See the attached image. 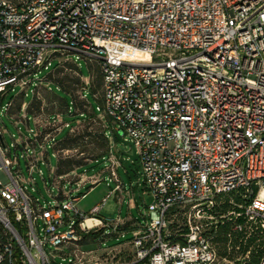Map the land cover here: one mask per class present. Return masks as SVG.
<instances>
[{
	"label": "built area",
	"instance_id": "2783aa9c",
	"mask_svg": "<svg viewBox=\"0 0 264 264\" xmlns=\"http://www.w3.org/2000/svg\"><path fill=\"white\" fill-rule=\"evenodd\" d=\"M61 52L98 61L104 135L133 145L134 185L152 198L121 264H246L253 245L239 252L250 237L262 242L256 264H264V0H0L3 114L6 95ZM59 131L22 140L30 167L36 149L44 157L48 142L55 148ZM4 148L0 131V264H98V252L79 245L84 235L116 231L96 217L112 192L84 215L76 206L84 195L64 193L58 177L60 193L41 205L26 195ZM105 159L118 190L110 146ZM229 195L238 201L229 198L231 211L222 212ZM226 219L229 242L243 234L233 260L230 245L220 255L215 242Z\"/></svg>",
	"mask_w": 264,
	"mask_h": 264
},
{
	"label": "rangeland",
	"instance_id": "374dc122",
	"mask_svg": "<svg viewBox=\"0 0 264 264\" xmlns=\"http://www.w3.org/2000/svg\"><path fill=\"white\" fill-rule=\"evenodd\" d=\"M10 1L18 3L21 0ZM58 85L71 98L74 106L70 98L56 87ZM101 99L98 61L69 52L56 54L48 70H41L35 81L26 87L16 85L3 99V104L13 101L9 114H3L0 108L4 158L12 162L11 170L29 198L38 200L41 205L52 202L60 191L52 181L58 178V174H62L66 178L61 186L62 191H72L75 196L84 195L76 206L80 213L89 215L94 206L115 187L106 173L109 164L105 158L109 146L118 162V180L126 186L130 180L135 186V174L140 169L136 163L135 148L130 142L118 135L113 136L110 132L105 135L106 138L103 137L98 119L105 125H108V121L100 110ZM83 111L86 114L80 115ZM91 112L98 119L92 117ZM55 128L60 129L54 137L55 148L48 142L44 157L43 152L36 149L37 164L30 167L23 157L22 140L32 138L37 131L41 136L52 133ZM15 145L20 147L16 149ZM96 160L98 161L95 162ZM58 162L59 170L56 171ZM130 199L129 203L126 199L121 204V200L116 201L114 196L109 198L96 217L109 221L117 217L124 219L129 212L132 217L141 219L138 211L142 214L152 202L150 193L138 188L133 194L130 190ZM100 234L105 236L102 241L99 239ZM113 235L109 229L95 235H84L79 249L83 253L98 252L94 259L98 264L105 260L107 264L129 262L132 248L125 242L132 238L131 234L123 237ZM221 247L220 245L219 248ZM232 250L231 247L228 251L230 260L239 256V253L235 254ZM221 251L219 250V254L224 255ZM55 261L59 263L61 258L57 256Z\"/></svg>",
	"mask_w": 264,
	"mask_h": 264
},
{
	"label": "trees",
	"instance_id": "16d2710c",
	"mask_svg": "<svg viewBox=\"0 0 264 264\" xmlns=\"http://www.w3.org/2000/svg\"><path fill=\"white\" fill-rule=\"evenodd\" d=\"M78 71V70H77ZM98 73H99V78H100V81H101V85H102V77H101V74H100V72H99V68H98ZM78 75H79V77H80V74H79V72H78ZM81 78V77H80ZM57 88H59L65 95H66V93L63 91V89L61 88V86H56ZM66 96H68V95H66ZM69 97V96H68ZM70 98V97H69ZM70 101H71V103H72V100H71V98H70ZM12 102L13 101H10L9 103L11 104V106H12ZM101 105H102V99H101V103H100ZM11 106H10V108H9V110H8V113L7 114H9L10 113V110H11ZM23 106V104L21 105V107ZM72 106H74L73 105V103H72ZM21 109L22 108H20V110L19 111H21ZM25 111H27V108L25 109ZM86 113L83 111V112H81L80 113V115H85ZM91 114H92V117H95V118H97L94 114H93V112H91ZM98 119V118H97ZM98 121H99V123H100V125H101V128H102V133H103V137H105V135H104V123L100 120V119H98ZM38 138H41V136L40 137H38ZM106 138V137H105ZM107 154V153H106ZM105 154V155H106ZM104 157V156H103ZM98 160H96L95 162H97ZM59 170V162L57 163V170L56 171H58ZM63 175L62 174H58V177H62ZM66 179V178H65ZM59 193H60V191H59ZM229 198H233V200H234V202H237L238 200H237V198H235V197H233V196H231V195H229V196H224V197H222V202H223V204H222V212H229V211H231V206L228 204V200H229ZM226 223L223 225V226H220L219 227V230H218V233H217V237L215 238V242H217V243H219L222 247L220 248L221 250L223 249H225L228 245H230L231 247H233L234 245H235V243H236V237H238V236H243V234H234V235H232V237H231V240H230V242H229V240L225 237V235L228 233V231H229V229H230V226H231V222L232 221H230L229 219H226ZM240 221V220H239ZM170 229H171V232L172 233H176V234H178V232H176V230L173 228V227H170ZM132 239V238H131ZM131 239L129 240V241H127V242H125L126 244H128V245H130V241H131ZM172 240H175V236L174 237H172ZM255 240H256V238L255 237H250L249 239H247V241H246V244L244 245V246H241V248H240V252L239 253H244L245 251H247L248 250V248L250 247V246H252L253 245V249H252V251L250 252V254H249V261L246 263V264H256L257 263V261H258V259H259V257H260V255H261V252H262V242H258V243H255ZM124 244V243H123ZM222 253V252H221Z\"/></svg>",
	"mask_w": 264,
	"mask_h": 264
},
{
	"label": "crops",
	"instance_id": "0c3cea01",
	"mask_svg": "<svg viewBox=\"0 0 264 264\" xmlns=\"http://www.w3.org/2000/svg\"><path fill=\"white\" fill-rule=\"evenodd\" d=\"M107 173V172H106ZM127 174V172H125ZM120 188L118 190L112 189L109 192H112V195L109 197H113L115 198L116 201L121 200V204L127 199L128 203L130 202V190L133 194H135L136 189H141V191L143 192H147L146 190H144L142 187H136L133 186L131 181L129 180V185L126 186L125 184H123L120 180ZM108 192V193H109ZM125 194V197H123ZM106 197V196H105ZM104 197V198H105ZM108 198V199H109ZM107 199V200H108ZM107 202V201H106ZM134 203L136 204L135 198H134ZM99 204V203H98ZM97 204V205H98ZM106 204V203H105ZM96 205V206H97ZM95 207V206H94ZM129 211V210H128ZM139 216L141 217V219L139 217L134 218L130 215V213L128 212V214L125 216L124 219L117 217L114 220H110L112 222V229L116 228V231L113 233V236L119 237V235L125 236L126 234H131V237L133 236V234L139 230L140 226L142 225V223L144 222V218H145V212H143L142 214L138 211ZM106 220V219H105ZM112 231V230H110Z\"/></svg>",
	"mask_w": 264,
	"mask_h": 264
},
{
	"label": "bare ground",
	"instance_id": "6f19581e",
	"mask_svg": "<svg viewBox=\"0 0 264 264\" xmlns=\"http://www.w3.org/2000/svg\"><path fill=\"white\" fill-rule=\"evenodd\" d=\"M136 58L139 60H146V62L149 61V57L147 55H144V54H138V55H136ZM86 223L88 226L90 225V221H87Z\"/></svg>",
	"mask_w": 264,
	"mask_h": 264
},
{
	"label": "water",
	"instance_id": "95a60500",
	"mask_svg": "<svg viewBox=\"0 0 264 264\" xmlns=\"http://www.w3.org/2000/svg\"><path fill=\"white\" fill-rule=\"evenodd\" d=\"M118 134H120V133H118Z\"/></svg>",
	"mask_w": 264,
	"mask_h": 264
}]
</instances>
